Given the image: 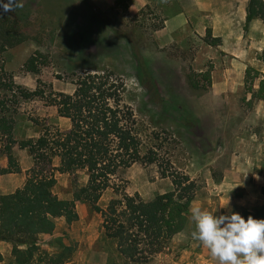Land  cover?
<instances>
[{"label": "rangeland", "instance_id": "1", "mask_svg": "<svg viewBox=\"0 0 264 264\" xmlns=\"http://www.w3.org/2000/svg\"><path fill=\"white\" fill-rule=\"evenodd\" d=\"M21 2L23 7L14 11L0 9V18L7 16L16 21L28 40L8 49L2 62L17 86L30 91L40 88L46 97L18 98L16 103L9 95L17 137L22 139L28 134L36 139L42 126L67 131L70 120L62 119L56 104L48 98L51 92L74 93L76 79L85 72L106 71L123 78L127 84L126 103L142 123L146 146L158 144L163 167L188 175L196 185L188 227L148 264H217L209 250L191 236L196 230L191 209L200 207L217 216L236 212L245 219L246 212L264 210V176L256 178V173L264 175V159L243 161L240 153L248 149L244 141H254L260 127V120L253 115L257 103L250 97L253 91L245 87L241 94L224 97L211 92L213 74L218 77L223 67L220 63L224 62V54L219 49L223 38H215L213 29L203 30L197 22L186 31L180 27L173 34L162 32L165 15L159 12L160 4L156 2L132 11L135 0ZM251 22L242 32L245 41L252 36ZM214 39L221 42L214 45ZM36 52L44 56L39 58L43 64L40 72H26L23 66ZM255 83L257 79L249 82L248 88ZM6 144L0 146V155L11 154L19 147L8 145L10 151H6ZM168 161L172 168H168ZM229 170H241L244 175L228 177L225 183ZM87 180L83 170L59 176L54 192L62 199L68 198ZM114 183L144 201L173 190L172 181L162 178L157 165L135 164L121 169ZM115 197L112 189L106 191L100 206L105 208ZM178 198L183 200L185 195L179 193ZM99 241L101 252L93 256L79 254L78 244L60 243L57 254L64 253V260L59 264H130L118 253L116 242L103 232ZM35 264H49V260L40 256Z\"/></svg>", "mask_w": 264, "mask_h": 264}, {"label": "trees", "instance_id": "2", "mask_svg": "<svg viewBox=\"0 0 264 264\" xmlns=\"http://www.w3.org/2000/svg\"><path fill=\"white\" fill-rule=\"evenodd\" d=\"M125 1L117 0V3ZM247 12V25L254 19L264 22V0H250ZM27 40L16 21L7 16L0 18V145L7 143L6 151H10L8 145L17 144L27 149L34 161L24 187L12 194L0 195V241L13 246L16 264H34L40 256L47 257L49 264L62 263L64 253L43 254L39 237L52 234L58 218H65L68 224L77 222V203H86L101 215L104 235L116 242L120 256L130 264H148L188 227L195 183L175 168L163 167L158 144L146 146L142 123L126 103L127 84L111 72H85L76 79L74 93H50L48 99L56 104L59 116L70 120L67 131L42 126L37 139L16 140L9 95L16 103L18 98L46 97L40 88L30 91L17 86L2 62L1 57L8 49ZM218 42L220 39H214L212 43ZM263 55L259 59L263 60ZM39 58H44L40 52L31 55L23 69L39 74L43 65ZM262 76L249 67L245 79L247 91H253L248 83ZM252 99L264 100V76ZM135 164L159 166L162 178L172 181L173 190L152 201H144L138 194H127L114 179L121 169ZM167 165L172 168L171 161ZM81 170L87 172L86 185L77 188L70 200L59 198L54 192L58 177ZM11 173H21L12 155L8 167H0V175ZM110 189L116 197L103 208L100 201ZM179 193L185 195L183 200L178 198ZM246 216L264 217V210L254 214L246 212Z\"/></svg>", "mask_w": 264, "mask_h": 264}, {"label": "crops", "instance_id": "3", "mask_svg": "<svg viewBox=\"0 0 264 264\" xmlns=\"http://www.w3.org/2000/svg\"><path fill=\"white\" fill-rule=\"evenodd\" d=\"M153 2H156L157 5L160 4L158 10L163 16L165 15L162 32L173 34L180 27L183 28V31H186L187 27H191L194 22H197L203 30L213 29L215 38H223L224 43L219 47L224 54V62L220 63V65L223 64V67H221L218 77H215L214 74L212 77L211 92L215 95L224 97L243 93L246 87V70L249 66L256 68L264 76V62L259 59V56L263 55L264 52V22L260 19H254L250 24L252 34L250 40H243L242 32L247 24L249 0H135L130 10L132 11L133 8L142 9ZM257 31H261L260 36ZM216 66L218 67V63H216ZM263 76L257 79L258 83H255L253 92L250 93L251 98L253 94L258 92ZM250 99H247V101H250ZM255 101L257 103H255L253 115L257 118V121L260 120V127L254 134V141H244V146L248 147L249 150L240 152L243 161H260L264 159V100L255 99ZM61 118L69 121L66 118ZM70 127L69 124L67 130ZM39 136L37 135L36 139ZM14 137L19 141L35 138L26 134L25 138L19 139L16 132H14ZM10 155L18 163L21 173L0 175V195L12 194L22 189L27 180V172L34 165L33 158L27 149L15 147ZM10 155L6 153L0 155L1 168L8 167ZM256 174L257 177L264 176L262 173ZM243 175L244 173L241 170H229L225 173L226 179L224 181L227 183L228 177H241ZM72 195L73 193L70 197L63 199L70 200ZM77 212L79 214L77 222L68 224L65 218H58L55 221V231L52 234L39 237L38 245L43 251H46L49 255H55L59 251L60 243L67 246L73 243L79 245V254L93 256L101 252L99 237L102 232L104 233L103 227L100 228L103 223L101 215L95 213L90 204L86 203H77ZM96 221H98L97 224ZM95 224L98 226L97 231ZM12 249L13 246L10 243L0 241V256L2 257L0 264H16L12 256Z\"/></svg>", "mask_w": 264, "mask_h": 264}, {"label": "clouds", "instance_id": "4", "mask_svg": "<svg viewBox=\"0 0 264 264\" xmlns=\"http://www.w3.org/2000/svg\"><path fill=\"white\" fill-rule=\"evenodd\" d=\"M22 7L21 0H0L4 12ZM191 219L196 229L192 238L209 250L217 264H264V219H245L236 212L217 216L200 207L191 209Z\"/></svg>", "mask_w": 264, "mask_h": 264}]
</instances>
